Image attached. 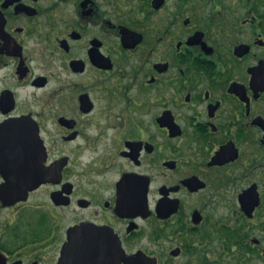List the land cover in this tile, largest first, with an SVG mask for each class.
Returning a JSON list of instances; mask_svg holds the SVG:
<instances>
[{
	"label": "flooded vegetation",
	"instance_id": "1",
	"mask_svg": "<svg viewBox=\"0 0 264 264\" xmlns=\"http://www.w3.org/2000/svg\"><path fill=\"white\" fill-rule=\"evenodd\" d=\"M3 124L0 264H264V0H0Z\"/></svg>",
	"mask_w": 264,
	"mask_h": 264
},
{
	"label": "water",
	"instance_id": "2",
	"mask_svg": "<svg viewBox=\"0 0 264 264\" xmlns=\"http://www.w3.org/2000/svg\"><path fill=\"white\" fill-rule=\"evenodd\" d=\"M6 126H8V124H3V125L0 126V129L2 127H6ZM34 163H35L34 165H35V169H36V168H38V166H40L41 161L40 160H35ZM37 179H38L37 176L34 175L32 181H30V183L27 184V187H26L25 191H15V192L14 191H8V189H7L8 185L6 186V188H4V189H2L0 191L7 193V195L9 196L8 199H9L10 203L13 204V203H16L17 201H19L21 199H25V198H22V196L24 194L26 195V193L28 191L34 189L38 185V183L40 181L37 180Z\"/></svg>",
	"mask_w": 264,
	"mask_h": 264
}]
</instances>
